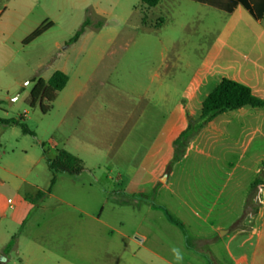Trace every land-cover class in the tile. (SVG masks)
I'll return each instance as SVG.
<instances>
[{
  "label": "rangeland",
  "instance_id": "1",
  "mask_svg": "<svg viewBox=\"0 0 264 264\" xmlns=\"http://www.w3.org/2000/svg\"><path fill=\"white\" fill-rule=\"evenodd\" d=\"M261 26L246 12L188 0L153 8L140 0H0V117L17 123L2 135L35 156L65 148L84 166L78 176H57L54 219L40 231L64 235L68 249L82 225L99 235L96 250H113L110 264H260L255 219L264 216V190L244 187L256 161L264 167V143L248 142L264 108L217 116L221 133L199 130L168 165L172 141L218 78L264 100ZM57 70L69 78L65 88L51 106L41 102L45 113L30 108L34 81Z\"/></svg>",
  "mask_w": 264,
  "mask_h": 264
},
{
  "label": "crops",
  "instance_id": "2",
  "mask_svg": "<svg viewBox=\"0 0 264 264\" xmlns=\"http://www.w3.org/2000/svg\"><path fill=\"white\" fill-rule=\"evenodd\" d=\"M188 1L197 3L206 10L212 8L226 14H233L235 11L246 12L254 21L258 23L264 21V13H262L260 20H255L240 3H237L231 12H225L207 3ZM259 32L257 39L264 45V26L260 27ZM222 78L230 79L227 76H221L217 83ZM209 92L210 90L204 93L200 107L201 102ZM252 110V108H240L235 112L238 115H244ZM224 115L228 116L229 112L224 113ZM0 119L5 118L0 117ZM215 119L206 124L202 130L207 133L220 134L221 130L218 129ZM229 120L230 124H233V119ZM5 127L6 125L0 124V264H110L108 262L109 256L110 252L113 254V250L110 248L96 250L94 241L99 235H89L86 230L82 232V225L79 228L80 233H76L75 236L76 247L68 249L64 244L66 240L64 235L40 231L41 226L49 224L54 219L48 214L53 204L50 199L54 197L52 189L55 184L49 192H46L50 180L46 161L52 160L60 148L56 149L52 157L45 152L35 156L26 150L11 145L9 139L2 135ZM248 142L250 144L254 142L264 143V125H259L256 135L250 136ZM8 145L11 149L10 153L5 151ZM52 147H57V144H53ZM261 161V159L257 160L256 166L250 169V177L244 187V194L253 185H258L259 191L264 190V167L259 170ZM176 163H179V160ZM38 191L43 192L44 195L35 202L33 199ZM255 222L257 225L255 246L260 252L259 263L264 264V216L257 217ZM28 226H33L36 230L27 233L25 231ZM122 236L126 238L125 235L122 234ZM128 239L137 241L135 237ZM57 242L60 247H56L55 243ZM13 253L15 256L12 255ZM213 261L220 263L215 258ZM129 263L128 261L126 264Z\"/></svg>",
  "mask_w": 264,
  "mask_h": 264
},
{
  "label": "trees",
  "instance_id": "3",
  "mask_svg": "<svg viewBox=\"0 0 264 264\" xmlns=\"http://www.w3.org/2000/svg\"><path fill=\"white\" fill-rule=\"evenodd\" d=\"M146 8L155 7L160 0H140ZM198 2L207 3L219 10L225 12H231L237 3H240L255 20L262 18L264 13V0H194ZM86 25V21L76 31L75 35L70 38L69 43L77 40L80 34L83 32V26ZM51 26V23H45L35 29L28 37L23 41L28 43L34 38L42 34L47 28ZM68 82V76L62 71H55L48 80L44 81L39 78L34 81V85L30 90L28 97V106L33 108L37 103L40 105V110L45 113V109L41 106V102L45 101L49 106L54 102L56 95L61 91ZM240 108H264V100L255 97L251 89L237 81L222 78L205 96L201 102V107L198 116L195 119L189 120L184 130H182L178 136L172 141L174 147V155L170 161L168 168L178 161L182 155L181 148L188 142V140L201 130L206 124L213 121L217 116L227 112L236 111ZM0 124L6 126L17 125L14 119H0ZM21 128L22 134H30L24 125L18 124ZM47 169L50 173V180L46 192H49L52 186L55 184L56 175L66 174L70 176H77L84 171L83 161L73 153L64 148H60L56 151V155L52 160L46 161ZM44 193L38 191L33 201H39L43 197ZM168 219L174 223L180 229H183V224L174 218L171 214L166 212ZM187 243L190 246L189 241Z\"/></svg>",
  "mask_w": 264,
  "mask_h": 264
}]
</instances>
